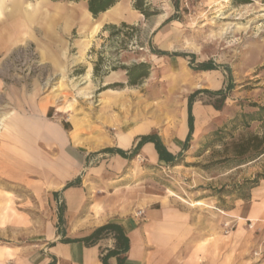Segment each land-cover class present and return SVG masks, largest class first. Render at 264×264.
<instances>
[{"label": "rangeland", "instance_id": "374dc122", "mask_svg": "<svg viewBox=\"0 0 264 264\" xmlns=\"http://www.w3.org/2000/svg\"><path fill=\"white\" fill-rule=\"evenodd\" d=\"M24 1L35 15L33 28L18 38L15 47L0 54L2 133L23 92L25 97L34 92L57 97L56 104L69 109L75 131L83 133L81 125L87 117L95 125L96 121L101 123V119L115 115L106 108L112 99L100 98L99 92L111 85V89L125 86L118 82L122 85L115 87V74L126 73L120 67L138 62L149 63L151 70L136 85V118H153L159 130L165 126L178 130L182 121L188 123V97L196 90H227L223 102L207 92L198 94L193 105L195 121L189 147L185 150L183 146L176 154L183 153L181 163H152L138 154L128 159L122 173L128 172L125 182L135 188L137 196L169 197L187 205L202 201L203 205L194 208L203 224L216 222L225 234L233 231L237 218L222 223L220 210L247 204L252 189L264 180L260 179L255 186L246 182L264 174V154L241 161L232 152L236 139L250 132L261 134L264 128V116L253 121L244 117L264 106V0H145L158 11L149 17L135 8L134 0L132 8L142 15L138 22L121 21L125 11L118 17L111 10L97 17L90 14L86 28L82 20L88 10L86 0ZM5 6L7 16L13 8L12 1ZM171 17L173 20L166 23ZM96 23L100 24L99 31L83 49ZM107 26H116L119 31L107 30ZM157 50L183 56L160 55L155 53ZM210 61L214 69H198L200 63ZM141 97L143 101L139 100ZM215 103L221 109H216ZM54 118L64 121L60 116ZM103 133L109 137L115 133L107 120ZM86 151L77 148L73 152L84 155ZM98 154L91 150L87 157L94 161ZM0 185L18 192L22 188L4 180H0ZM19 194L27 199L25 202L35 204L27 191ZM64 214V202H58L57 226L65 232L68 225ZM141 214L139 210L138 215ZM247 226L253 232L259 230L252 222ZM30 228L6 226L0 218V242L23 241ZM261 246L262 243L253 254H258Z\"/></svg>", "mask_w": 264, "mask_h": 264}, {"label": "crops", "instance_id": "0c3cea01", "mask_svg": "<svg viewBox=\"0 0 264 264\" xmlns=\"http://www.w3.org/2000/svg\"><path fill=\"white\" fill-rule=\"evenodd\" d=\"M11 1L13 8L7 17L5 5ZM133 1L119 0L104 14L116 10L120 17L125 11L121 21L136 23L142 15L132 8ZM31 9L24 0H3L0 54L15 47L18 38L33 28L35 15ZM118 82L125 86L99 92L100 98L112 99L106 108L115 115L95 125L87 117L81 125L83 133L75 131L69 109L57 105L53 95L34 92L25 97L23 92L22 100L16 102L5 131L0 130V180L15 182L22 188L18 192L0 185V218L6 226H30L31 230L18 243L0 242V264H105L102 255L115 249V239L105 238L89 245L84 238L115 221L129 238L123 264H264V180L252 189L247 204L220 210L222 223L237 218L235 229L228 234L219 223L203 224L194 208L201 205H187L163 196H137L135 188L126 184L128 172L122 171L129 158L105 149H121L129 155L141 136L158 133L176 155L184 146L189 126L182 121L178 130L169 126L159 130L153 118L138 121L136 86L127 84L126 73L115 74ZM105 120L115 129L113 137L103 133ZM77 148L87 150L86 154L73 152ZM91 150L99 153L94 161L87 157ZM139 155L161 163L153 143H146ZM76 179L79 185L66 188ZM26 191L36 200L34 205L19 194ZM58 202L65 205V232L57 226ZM248 222L259 230H249ZM261 243V251L253 254ZM108 263L118 264L117 257H109Z\"/></svg>", "mask_w": 264, "mask_h": 264}, {"label": "trees", "instance_id": "16d2710c", "mask_svg": "<svg viewBox=\"0 0 264 264\" xmlns=\"http://www.w3.org/2000/svg\"><path fill=\"white\" fill-rule=\"evenodd\" d=\"M65 1H81V0H65ZM119 0H86V7L88 11L94 16L97 17L98 15L106 12L108 9L113 7ZM247 2V1H244ZM175 6L178 7V4L175 3ZM135 8L139 10L140 13L145 15L146 17H149L153 14H157L158 11L153 10L149 5L146 4L145 0H136L135 1ZM173 18L167 19L165 22L168 23ZM123 26H128L125 23H123ZM106 29H115V33L119 31V29L116 26H107ZM156 54L164 55L168 54L165 51L157 50L155 51ZM174 55H179V53H174ZM98 65H96L95 70H98ZM118 67H115L117 69ZM121 70H124L126 72L127 77V84L129 86H136L139 85L142 80L147 78L150 75L151 65L147 62H138L135 64H132L130 66H122L120 67ZM198 69L201 70H211L214 69L212 61L210 62H203L200 63ZM121 83L115 84L116 86H121ZM114 85L109 86L108 88H112ZM232 86L229 87L231 89ZM202 92H207L210 95L218 96L220 97V102L224 101L227 96V90H217V91H211L207 89H198L194 93L190 94L188 97V126H189V133L187 136V139L184 143V148L187 149L189 147V142L191 139V136L194 131V115H193V105L196 101V98L198 94ZM219 102V101H218ZM216 109H221V105L215 103ZM259 116V117H257ZM264 116V106L259 107L257 111H253L251 113L245 114L244 117L247 121H253L257 118H261ZM146 143H153L155 145V149L159 155V160L161 162H164L166 164L170 165H177L183 161V153H179L178 155H175L171 153L167 146L164 144L161 136L158 133H152L148 135H143L140 137V140L138 141L135 148L131 151L129 155L121 149L114 150L112 148H107L104 151L105 152H111V153H118L122 155L125 158H133L137 156L141 150V148ZM232 152L236 158H238L241 161H250L253 160L261 155L264 154V128L261 132V134L250 132L247 136H242L239 139H236L233 142L232 145ZM260 179H264V174L259 173L253 180L246 181L249 184H252V186H255L259 183ZM80 184V180L76 179L75 181H71L66 185V188L71 186H76ZM57 196L58 193H55ZM64 208L61 207L60 210V216L59 219L62 220ZM105 238H113L115 239V249L108 250L106 254L102 255V260L105 264L108 263V258L111 256H116L118 259V264H123L126 260V253L129 250V238L126 235V232L123 228V226L118 222H109L101 227H98L93 231L91 235L84 238V241L89 245H94L97 242H99L101 239ZM70 239H66V241H69Z\"/></svg>", "mask_w": 264, "mask_h": 264}, {"label": "bare ground", "instance_id": "6f19581e", "mask_svg": "<svg viewBox=\"0 0 264 264\" xmlns=\"http://www.w3.org/2000/svg\"><path fill=\"white\" fill-rule=\"evenodd\" d=\"M118 5V4H117ZM120 5V4H119ZM118 5V6H119ZM2 6H3V2L0 4V12H1V10H2ZM115 8V7H114ZM44 10H46V9H44ZM77 10V9H76ZM31 11V10H30ZM47 11V10H46ZM114 11H116V10H114ZM59 12V11H58ZM43 13V12H42ZM79 14V13H78ZM90 12L88 11V10H86L85 12H84V14H83V16H82V20H83V28H86L87 27V24H89V18H90ZM104 14V13H103ZM81 15H82V13H81ZM57 16V15H56ZM60 16V15H59ZM50 17V16H49ZM81 17V16H80ZM51 18V17H50ZM122 18V17H121ZM13 19H16V18H13ZM21 19V18H20ZM103 19H105V18H102V20ZM2 21V20H1ZM15 21V20H14ZM40 21V20H39ZM16 22V21H15ZM19 22V21H18ZM105 22H106V20H105ZM4 23V22H3ZM38 23V22H37ZM15 25H16V23H15ZM91 27V26H90ZM1 28H3V27H1ZM100 28V24L99 23H96L95 25H93V28H92V30H91V32H90V38H89V40L86 42L85 41V45H84V48L83 49H85V48H87L88 47V45H89V43H90V40L95 36V34L97 33V31H99L98 29ZM90 29V28H89ZM7 31V30H6ZM53 32V31H52ZM81 32V31H80ZM88 32V31H87ZM9 33V32H8ZM2 40V39H1ZM84 53V52H83ZM192 204L193 205H203L204 203L202 202V201H194V202H192Z\"/></svg>", "mask_w": 264, "mask_h": 264}, {"label": "built area", "instance_id": "2783aa9c", "mask_svg": "<svg viewBox=\"0 0 264 264\" xmlns=\"http://www.w3.org/2000/svg\"><path fill=\"white\" fill-rule=\"evenodd\" d=\"M226 225H227V227H229V229H230V223H227ZM252 226H253V225L250 224V227H252Z\"/></svg>", "mask_w": 264, "mask_h": 264}]
</instances>
